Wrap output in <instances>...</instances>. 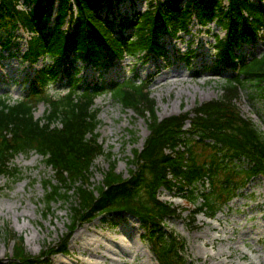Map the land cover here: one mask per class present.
<instances>
[{
  "label": "trees",
  "instance_id": "trees-1",
  "mask_svg": "<svg viewBox=\"0 0 264 264\" xmlns=\"http://www.w3.org/2000/svg\"><path fill=\"white\" fill-rule=\"evenodd\" d=\"M18 1L0 0L1 47L11 48V34L21 26L32 34L25 59L37 63L49 57L52 64L39 71L36 84L23 99L11 103L0 98V178L19 177L20 172L11 166L17 155L36 152L58 176L57 185L45 183L47 205L66 199L71 192L82 197L73 209L69 235L78 224L98 216L128 213L140 220L144 239L159 264H191L185 256V240L167 231L166 221L179 216V208L161 201L159 192L162 188L176 191L194 206L200 198L202 203L196 205L195 215L215 218L251 180L264 177V132L243 117L236 104L239 88L246 82L264 91V54L244 58L235 53L244 42L264 40V5L229 0L230 7L225 10L220 0H190L182 8L181 0H167L154 10L150 3L147 13L121 24L122 28H134L133 36L128 37L117 32L111 20L100 16L104 0H75L76 18L71 0H58L53 27L49 23L57 0H32L35 7L30 12L18 10ZM194 15L203 26L215 20L223 24L227 35L225 39L216 36L217 56L221 65L238 71L227 80L223 95L197 106L194 116L187 112L160 121L156 101L146 84H94L85 89L79 85V71L72 65L76 61L106 68L124 55H165L159 38L167 33H189ZM69 17L71 31L64 29ZM62 67L69 88L64 96L55 97L47 93V88L59 80ZM109 88L114 100L125 107L137 104L139 114L147 118L150 135L144 148L134 152L131 163L137 170H131L129 179L116 174L112 163L104 181L91 189V166L105 155L99 144L98 113L93 107L96 97ZM41 102L48 108L42 118H36ZM188 122L190 126L185 128ZM107 154L111 160V154ZM207 182L211 186L208 192L204 190ZM67 240L38 257L28 256L18 246L8 264H51L50 256L67 252Z\"/></svg>",
  "mask_w": 264,
  "mask_h": 264
},
{
  "label": "rangeland",
  "instance_id": "rangeland-1",
  "mask_svg": "<svg viewBox=\"0 0 264 264\" xmlns=\"http://www.w3.org/2000/svg\"><path fill=\"white\" fill-rule=\"evenodd\" d=\"M137 7L147 8L146 4ZM136 13L135 10L134 15H127L132 18ZM54 25L53 21L49 23L51 27ZM189 29L190 34H181L182 38H165L167 53L158 58L150 52L124 55L115 58L112 66L102 70L87 62L76 61L72 65L79 71V85L85 89L95 82L146 84L156 101L160 121L187 112L194 116L197 106L223 95V87L235 71L221 65L215 50L217 39L213 36L224 39L227 35L221 22L201 27L194 17ZM11 35L10 49L2 50L0 42V98L15 103L28 95L36 84V75L52 61L46 57L32 65L25 59L32 34L18 26ZM185 53L190 55L184 57ZM242 54L260 57L264 54V44L259 40L257 44L245 45ZM177 71L183 73L177 75ZM58 76L59 80L47 88V93L55 97L64 96L69 88L63 67ZM110 90L96 97L93 107L98 113L100 124L97 132L105 155L96 158L91 166L93 175L90 174L88 185L91 189L104 181L112 163L116 174L129 179L131 170L136 169V165L131 163L134 152L144 148L150 135L147 118L139 114L137 104L125 107L114 100ZM238 92L236 104L242 116L264 132V91L246 82ZM47 108L45 103H39L36 118H42ZM189 126L188 122L185 128ZM107 153L111 154V160ZM11 166L20 172L19 177L0 178L2 263L10 262L18 246L28 256L38 257L68 239L67 252L54 253L50 256L51 264H159L150 244L144 239L145 231L138 218L128 213L98 216L78 224L69 235L73 209L81 203L82 197L71 192L67 193L66 199L47 205L45 183L51 181L57 185L58 176L36 152L17 155ZM204 186L206 192L211 189L208 182ZM202 188L199 187L203 191ZM159 198L179 208L180 215L168 219L166 226L168 232L173 231L185 240V256L189 263L264 264V177L251 180L238 197L222 207L215 219L205 214L195 215V206L202 203L200 198L194 206L176 191L165 188L160 190ZM77 234L82 238H75Z\"/></svg>",
  "mask_w": 264,
  "mask_h": 264
},
{
  "label": "bare ground",
  "instance_id": "bare-ground-1",
  "mask_svg": "<svg viewBox=\"0 0 264 264\" xmlns=\"http://www.w3.org/2000/svg\"><path fill=\"white\" fill-rule=\"evenodd\" d=\"M175 70H178V68H177V69L175 68ZM150 72H151V71H150ZM156 72H158V71H156ZM177 73H178V74H177ZM180 73H183V72H182V71H177V72H176L177 75H180ZM156 74H157V73H156ZM87 227H89V226H87ZM76 237H78V238L81 237V238H82V235H81V234H77V235L75 236V238H76ZM91 254L93 255V254H95V253L92 252Z\"/></svg>",
  "mask_w": 264,
  "mask_h": 264
}]
</instances>
